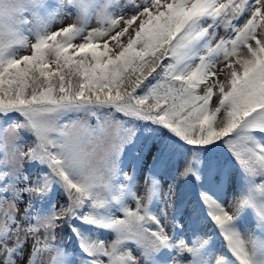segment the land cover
I'll use <instances>...</instances> for the list:
<instances>
[{
	"label": "snow or ice",
	"instance_id": "1",
	"mask_svg": "<svg viewBox=\"0 0 264 264\" xmlns=\"http://www.w3.org/2000/svg\"><path fill=\"white\" fill-rule=\"evenodd\" d=\"M0 264H264V0H0Z\"/></svg>",
	"mask_w": 264,
	"mask_h": 264
},
{
	"label": "rangeland",
	"instance_id": "2",
	"mask_svg": "<svg viewBox=\"0 0 264 264\" xmlns=\"http://www.w3.org/2000/svg\"><path fill=\"white\" fill-rule=\"evenodd\" d=\"M234 189H235L234 192L232 194H230L228 198H231V195H235L236 191L238 194V190H237V187L235 185H234ZM245 223L249 226V231L253 234H256L253 230L254 227H253L252 218L247 219Z\"/></svg>",
	"mask_w": 264,
	"mask_h": 264
},
{
	"label": "trees",
	"instance_id": "3",
	"mask_svg": "<svg viewBox=\"0 0 264 264\" xmlns=\"http://www.w3.org/2000/svg\"><path fill=\"white\" fill-rule=\"evenodd\" d=\"M216 150H217L220 154H225L222 148H218V149H216ZM221 156H222V155H221ZM233 162H234V161H233ZM234 185L237 187L238 190L242 187V185H243V181L241 180L240 175H236V183H235Z\"/></svg>",
	"mask_w": 264,
	"mask_h": 264
}]
</instances>
